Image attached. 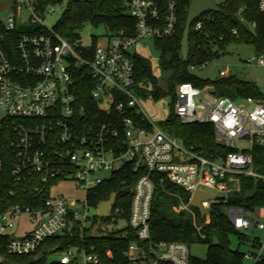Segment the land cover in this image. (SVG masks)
I'll use <instances>...</instances> for the list:
<instances>
[{"label": "built area", "instance_id": "2783aa9c", "mask_svg": "<svg viewBox=\"0 0 264 264\" xmlns=\"http://www.w3.org/2000/svg\"><path fill=\"white\" fill-rule=\"evenodd\" d=\"M255 1L264 12V0ZM12 2L9 15L0 16V131L13 134L12 179L22 183L33 178L30 193L35 204L18 203L0 211V236L7 237L6 251L31 254L50 238L93 228L94 217L119 216L121 209L115 202L102 217L99 205L92 206L87 195L69 202L62 195L52 196L51 186L74 180L88 194L130 163L135 171L143 168L144 173L133 190L128 227L136 237L124 252V264H196L188 242L151 237L154 175L187 190L189 200H181L176 211L189 212L193 225L200 230L197 214L190 209L198 190L217 196L201 202L208 216L214 202L221 199L227 203L240 192L242 176L264 181V171L259 172L253 160L255 146L264 156V95L233 100L215 97L209 88L200 89L190 82L177 85L174 112L181 122L212 124L217 144L236 149L225 158H207L152 123L136 93L135 53L131 49L141 38L172 36L178 21L177 3L169 2L163 13L153 0H131L129 13L137 19L135 36L119 32L108 35L105 45L75 48L55 26L47 25L46 14L61 0ZM252 62L264 65V54L248 58L247 63ZM82 67L92 77L90 100L106 114L105 119H95L93 112L78 101L76 75ZM195 68L191 66V70ZM3 168L0 152V175ZM102 172L110 176H100ZM232 183L236 187H231ZM10 194L13 196L12 191ZM226 214L254 248L244 253V261L264 264V206L248 214L230 205ZM23 216L32 227L16 237V221ZM95 231L92 235L97 234ZM93 250L70 247L60 253L58 261L103 264Z\"/></svg>", "mask_w": 264, "mask_h": 264}, {"label": "trees", "instance_id": "16d2710c", "mask_svg": "<svg viewBox=\"0 0 264 264\" xmlns=\"http://www.w3.org/2000/svg\"><path fill=\"white\" fill-rule=\"evenodd\" d=\"M131 0H71L56 24L60 34L75 41L79 38L81 28L90 23L94 26H104L108 35L123 32L126 36H135L136 20L129 13ZM157 2L162 12H166L169 2L174 1L177 9L176 31L172 36L155 38L161 50V65L169 73V89L173 91L179 83L190 82L194 86L205 89L214 88L215 97H229L239 100L249 96L263 97L255 83L238 78L235 75L216 79H204L193 73L191 66H200L212 56L213 44L228 42H244L252 44L259 54H264V12H261L255 0H221L218 11H209L193 21L187 57L182 56V38L186 18L191 0H153ZM200 23L201 27L197 28ZM254 25L252 27L251 25ZM236 31V34L233 31ZM135 64V82L150 78L148 62L137 56L133 57ZM87 68L82 67L76 75V89L78 101L93 112L95 119H105L106 114L90 100L92 77ZM138 89V88H137ZM136 89V90H137ZM162 91H156L155 95ZM162 129L169 135L182 139L187 147L193 146L197 152L207 158H225L228 153L236 151L217 144L214 127L208 123H184L175 115L173 110L168 120L162 123ZM12 133L0 131V152L4 160V168L0 175V211L14 204H35L31 199V184L33 178L22 183L12 179L11 171L15 163V156L10 147ZM254 165L259 172L264 171V156L262 149H253ZM144 173V169L137 171L127 163L124 167L104 180L96 188L88 192L87 197L92 206L108 200L112 193L116 194L115 207L121 209V214L114 219L94 217L93 223L99 222L96 235H92L93 228L80 231L76 229L73 236H56L48 239L31 254L15 255L6 251L7 237L0 236L1 264H60L51 259L52 255L60 254L70 247L94 250L103 264H124V252L131 241L135 240V233L128 227L131 200L135 183ZM155 191L151 207L150 233L156 241H181L189 245L196 242L208 244L205 259L193 257L196 264H244V251L240 247H232V236H237L239 245L247 243V238L236 231L226 208L230 205L238 206L245 211L254 212L264 206V181H254L249 177H241L240 192L229 198L227 203L221 199L211 205L208 216H202L197 210V223L200 230L193 225L190 215L176 211L181 200L188 201L190 194L180 186L172 184L162 175H154ZM13 192V196L10 194ZM124 225L118 227L119 223ZM114 224V228H104L106 224ZM248 244V243H247Z\"/></svg>", "mask_w": 264, "mask_h": 264}, {"label": "rangeland", "instance_id": "374dc122", "mask_svg": "<svg viewBox=\"0 0 264 264\" xmlns=\"http://www.w3.org/2000/svg\"><path fill=\"white\" fill-rule=\"evenodd\" d=\"M51 8L46 14V21L49 27H54L61 19L62 13L71 0H61ZM219 3L221 0H214ZM12 0H0V16L5 17L9 15L12 9ZM79 38L74 41L75 48L89 47L94 44L105 45L108 32L104 26H94L90 23L85 24L79 34ZM138 57L143 58L148 62L150 67V78L139 80L137 84V96L144 113L147 115L152 123L162 127V123L169 119L174 108L176 99L173 91L169 89V73L164 71L161 65V50L156 44V39L152 37H145L139 39L131 49ZM212 56L204 61L203 68L196 66L193 71L197 76L204 79H216L221 77H228L235 75L238 78L255 83L260 92L264 95V65H257L254 62L247 63L248 58L259 57L260 54L254 49V46L244 42H228L222 45L213 44L211 46ZM161 90L162 93L155 95L156 91ZM176 93V89H175ZM206 99L212 100L209 95ZM199 101V98H197ZM100 176L109 177L110 173L102 172ZM51 195H62L67 198L69 202L74 200H83L87 195V190L78 186L74 180H63L58 184L51 186ZM192 212L196 213V208L190 206ZM92 212L95 213L94 210ZM190 215L189 212L186 213ZM124 225L119 223L118 227ZM114 224H105L104 228L108 230L114 228ZM32 224L23 216L16 221V228L13 233L16 237H20L23 232L30 230ZM99 227V222L94 224L93 229ZM255 233L261 232L255 229ZM232 247H240L246 253L253 251L249 244L243 243L239 245L237 236L231 237ZM191 254L195 258L205 259L208 252V244L203 242H196L190 245ZM61 254L52 255L51 259L58 260ZM244 264H253L251 260H245Z\"/></svg>", "mask_w": 264, "mask_h": 264}, {"label": "water", "instance_id": "95a60500", "mask_svg": "<svg viewBox=\"0 0 264 264\" xmlns=\"http://www.w3.org/2000/svg\"><path fill=\"white\" fill-rule=\"evenodd\" d=\"M218 10H219L218 4L214 0H191L186 18L185 28L183 32V38H182L183 58L187 57L188 41H189V35L193 21H195L197 18H199L202 14L206 12L218 11ZM209 91L210 93H213L214 88L211 87ZM115 198H116V194L112 193L108 200L99 203L100 205L98 207V211L100 216L105 217L107 215L109 209L114 205ZM210 199H217V196L203 190H198L192 198L193 207H195L203 217L208 213V210L206 208L204 209L201 202ZM2 262H3V257L0 254V264Z\"/></svg>", "mask_w": 264, "mask_h": 264}, {"label": "crops", "instance_id": "0c3cea01", "mask_svg": "<svg viewBox=\"0 0 264 264\" xmlns=\"http://www.w3.org/2000/svg\"><path fill=\"white\" fill-rule=\"evenodd\" d=\"M231 187H236V183H232L231 185H230ZM251 212H248V214H250Z\"/></svg>", "mask_w": 264, "mask_h": 264}]
</instances>
